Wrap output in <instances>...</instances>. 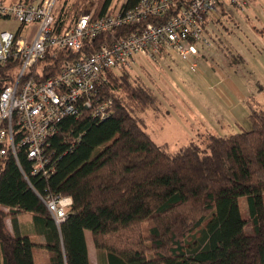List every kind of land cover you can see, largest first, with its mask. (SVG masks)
Returning <instances> with one entry per match:
<instances>
[{"label":"trees","instance_id":"obj_1","mask_svg":"<svg viewBox=\"0 0 264 264\" xmlns=\"http://www.w3.org/2000/svg\"><path fill=\"white\" fill-rule=\"evenodd\" d=\"M178 1L185 6L192 2ZM112 2L99 0L95 16L111 11ZM139 2L125 0L122 8H135ZM95 4L77 0L70 14L62 7L56 24L68 27ZM218 5L221 11L228 6L223 0ZM214 12L208 17L206 35ZM139 26L87 39L77 54L49 52L42 63L43 77L59 73L66 59L83 57ZM124 72L129 71H107L104 94L114 99L110 116L101 120L82 110L61 122L48 148L54 153L55 170L47 178L30 173L31 163L22 150V168L12 152L3 160L0 264H35L37 246L29 235L8 230V213L2 207L10 214L35 215L36 227L46 236L40 246L51 252L53 264H91L87 230L108 264H264V106L251 107L248 131L210 133L205 149L191 142L171 152L153 140L133 115L132 103L147 102L149 94ZM121 89L125 96H120ZM35 190L72 196L68 217L61 224ZM240 198L248 201L247 217ZM144 222L149 224L152 246L141 232L137 234Z\"/></svg>","mask_w":264,"mask_h":264},{"label":"built area","instance_id":"obj_2","mask_svg":"<svg viewBox=\"0 0 264 264\" xmlns=\"http://www.w3.org/2000/svg\"><path fill=\"white\" fill-rule=\"evenodd\" d=\"M57 1L0 0V20L16 26L0 31V166L12 152L22 168V150L31 163L30 173L44 178L55 170L54 153L48 148L67 116L88 110L103 120L112 114L114 99L104 94L107 71L130 65L139 53L157 58L174 51L183 60L200 56L198 43L207 42L208 17L221 0H192L188 6L178 0H140L126 10L122 8L125 0L118 7L112 2L106 14L96 17L92 9L62 29L56 24ZM223 1L240 9L246 4V0ZM150 18L154 21L145 22ZM137 24L135 31L83 57L66 59L59 73L43 77L42 63L49 52L77 54L87 39ZM35 191L61 224L68 217L72 196Z\"/></svg>","mask_w":264,"mask_h":264},{"label":"rangeland","instance_id":"obj_3","mask_svg":"<svg viewBox=\"0 0 264 264\" xmlns=\"http://www.w3.org/2000/svg\"><path fill=\"white\" fill-rule=\"evenodd\" d=\"M94 1L96 11L99 0ZM123 1L113 0V6ZM76 2L58 0L55 13L63 7L70 14ZM227 5L209 23L208 42L198 43L200 56L195 59L183 60L174 51L157 58L139 53L130 65L117 70L129 71L123 74L148 92L147 102L132 103V113L152 139L171 152L191 142L205 149L210 133L248 131L252 128L251 107L264 106V0H247L244 9ZM15 27L12 21L0 20V31ZM119 93L125 96L126 91ZM239 204L246 217L247 199L240 198ZM148 226L144 222L137 234L141 232L152 246Z\"/></svg>","mask_w":264,"mask_h":264},{"label":"crops","instance_id":"obj_4","mask_svg":"<svg viewBox=\"0 0 264 264\" xmlns=\"http://www.w3.org/2000/svg\"><path fill=\"white\" fill-rule=\"evenodd\" d=\"M247 1V0H246ZM219 9L215 12L217 13ZM214 12V14H216ZM2 209L7 212V217L5 218V224L8 230L11 233H19L20 235H29L31 240L37 244V246L33 249V256L35 264H53L51 260V252L40 246L46 242L45 234L39 230V228L35 225V215L32 212H17L10 214V209L7 207H2ZM248 216V210L246 213V217ZM16 217V225L13 222V218ZM86 231V239L88 245L89 256L91 260V264H105V255L104 252L99 251L92 238L91 232Z\"/></svg>","mask_w":264,"mask_h":264}]
</instances>
